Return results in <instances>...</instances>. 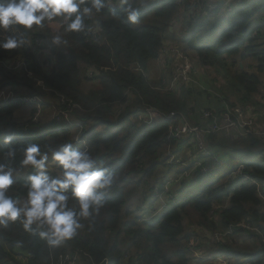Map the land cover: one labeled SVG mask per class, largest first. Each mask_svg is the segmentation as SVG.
Instances as JSON below:
<instances>
[{
    "label": "trees",
    "instance_id": "obj_1",
    "mask_svg": "<svg viewBox=\"0 0 264 264\" xmlns=\"http://www.w3.org/2000/svg\"><path fill=\"white\" fill-rule=\"evenodd\" d=\"M196 1L128 0L139 12L133 24L128 5L106 0L80 32H66L60 17L0 29V43L23 40L0 48V164L16 169L8 195L26 199L35 170L20 161L29 143L49 154L50 176L59 172L51 153L66 142L114 175L103 206L58 245L19 219L0 226V264H264V137L238 124L263 107L264 0ZM168 46L189 59L192 81H174L178 71L151 78L149 66ZM199 71L203 90L194 83ZM204 94L214 108H201ZM148 109L164 121H151ZM46 111L56 119L42 121ZM222 115L236 125L227 136ZM185 120L197 132L175 137ZM188 154L196 157L187 162ZM137 193L156 200L153 217L131 218Z\"/></svg>",
    "mask_w": 264,
    "mask_h": 264
},
{
    "label": "clouds",
    "instance_id": "obj_2",
    "mask_svg": "<svg viewBox=\"0 0 264 264\" xmlns=\"http://www.w3.org/2000/svg\"><path fill=\"white\" fill-rule=\"evenodd\" d=\"M128 5V0H120ZM106 7V0H0V29L30 30L43 22L60 17L66 32H80L85 28L84 17L99 13ZM129 22H138V9L128 5L123 8ZM115 14V12H114ZM59 43L60 37H54ZM23 44L16 35H9L0 48L14 49ZM7 101L6 97H1ZM3 142L11 144L12 137ZM20 166L35 171L27 177V196L21 204L8 195L16 169L0 164V226L20 220L26 231H38L50 245L71 239L82 227L81 219L98 212L104 204V195L114 183V175L86 151L71 142L60 145L51 153V160L59 169L56 176L48 174L46 162L49 154L40 150L39 144L29 143L23 148ZM16 149L9 147L6 155L11 158ZM73 199L78 210L69 206Z\"/></svg>",
    "mask_w": 264,
    "mask_h": 264
},
{
    "label": "rangeland",
    "instance_id": "obj_3",
    "mask_svg": "<svg viewBox=\"0 0 264 264\" xmlns=\"http://www.w3.org/2000/svg\"><path fill=\"white\" fill-rule=\"evenodd\" d=\"M211 1L214 2L216 0H211ZM229 1L227 0L225 2V4L229 5L230 4ZM201 2L202 1L197 0L195 3L200 5ZM199 8H201V6H199ZM191 11L193 13H196L197 9L194 8V6H193L191 8ZM163 53L164 54H162V57L158 62H154L149 66L151 69L150 75H151L152 79L158 80L161 77L162 71H166V73L170 72L172 74H173V72L175 73V72L179 71L178 76L176 75L178 80L180 79L181 74H182L183 78H187L188 81L189 80L192 81L193 77L189 75L190 71H191L190 70V68H191L190 64L184 58L186 56L182 52H180L176 48H170L168 46L167 49ZM167 57H168V62H166ZM199 74H201V76H199V79L196 80L194 83L197 85V87L202 88V90H203V88H208L206 86L207 84L203 83V82H205V79L202 76L203 72L199 71ZM173 75H171V76H173ZM188 87H190V86H188ZM4 94L5 93H1L0 95H4ZM262 94H263V97L260 96L257 100V102L263 106L262 108L260 107V109H259L260 114L257 113L259 116H257L256 114L253 113L252 114L253 119L250 117H239V119H238L239 123L238 124H239V130L240 131L244 130L243 128H245L246 125H249L250 128L253 127L254 129H256L255 133L264 137V124L262 123V122H264V120L261 121L262 115H264V92H262ZM2 97H6V95H4ZM188 97H189V95H188ZM192 99L194 100L193 94H192ZM210 99L211 100H209L207 95L204 94L203 101H201V103H199L201 105V108H203V105H207L208 107H212V108H214V106L217 105V102L214 99H212L211 97H210ZM211 102H213V103L211 104ZM54 106L55 105L52 104V109ZM36 107L38 110H42V104L41 103H38ZM190 107L194 111L195 105H193V103L190 104ZM195 109H197V108H195ZM27 111H29V110H27ZM150 111H152V110H150V109L146 110L147 113H149ZM201 113H204V115L209 114V112H206V111H201ZM42 117H43L42 121H45L46 123H48L51 120L56 119V114H55V112H52V111H46L42 114ZM141 117H143V116H141ZM182 119H186V117L183 116ZM230 121L231 120H228L226 115H222L221 122H222V125H224V126H221V127L223 130L228 131L226 136L230 135L231 134V131H230L231 128L236 126L234 122H232L231 124H228V122H230ZM256 123H258V125L255 126ZM186 124H188L187 121H186ZM236 124H237V122H236ZM249 131L250 130H246V132H249ZM197 148L200 149L201 146H199V147L197 146ZM222 150L227 152L226 147H222ZM225 152H222V154ZM195 157H196L195 154H191V155L188 154L187 158H186L187 162L193 160ZM51 167H52L51 164L47 166L48 169H50ZM152 197L153 196H151V195H147L146 197H143L142 195H139V193H137L136 197L133 199V201L130 202L129 208H128V211L131 215V218H137V217L143 218L146 215H150L153 217L154 213H155L154 211H156L159 208V206H158L156 200H153ZM216 242H219V241H216ZM123 249L126 250V246H124ZM132 250H133V248H130L128 251L130 252ZM194 262H195L194 264H209L208 262L199 261V260L197 262L196 261H194ZM218 264H221V263H218Z\"/></svg>",
    "mask_w": 264,
    "mask_h": 264
},
{
    "label": "built area",
    "instance_id": "obj_4",
    "mask_svg": "<svg viewBox=\"0 0 264 264\" xmlns=\"http://www.w3.org/2000/svg\"><path fill=\"white\" fill-rule=\"evenodd\" d=\"M179 72V71H178ZM181 77L183 78L182 74ZM177 79V77L175 76L174 81ZM184 81H188L187 78H183ZM149 116L151 118V121H155V122H162L164 121V117L161 116L160 114H158L155 111H150ZM174 114H170L168 116V119L173 118ZM191 132H197L196 128H191L189 127L187 124H184L182 127L178 128V130L175 133V137L180 138L183 135H186L187 133H191Z\"/></svg>",
    "mask_w": 264,
    "mask_h": 264
}]
</instances>
